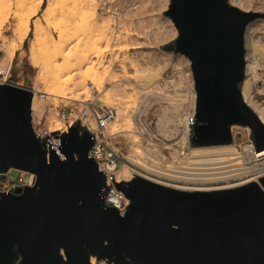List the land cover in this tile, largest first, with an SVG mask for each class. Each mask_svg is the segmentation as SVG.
<instances>
[{
    "label": "water",
    "instance_id": "95a60500",
    "mask_svg": "<svg viewBox=\"0 0 264 264\" xmlns=\"http://www.w3.org/2000/svg\"><path fill=\"white\" fill-rule=\"evenodd\" d=\"M178 35L166 49L191 60L197 93L194 146L230 144L232 126L264 123L244 100L245 30L258 14L229 0H171ZM33 91L0 84V172L33 171L38 186L0 190V264H264V188L257 182L186 190L141 176L118 182L131 199L124 215L103 207L105 177L88 152L92 135L75 122L60 159L36 139ZM264 184V177H262ZM63 251V253H62Z\"/></svg>",
    "mask_w": 264,
    "mask_h": 264
},
{
    "label": "bare ground",
    "instance_id": "6f19581e",
    "mask_svg": "<svg viewBox=\"0 0 264 264\" xmlns=\"http://www.w3.org/2000/svg\"><path fill=\"white\" fill-rule=\"evenodd\" d=\"M47 1L44 19L54 17L56 9L62 6L60 10L61 24L56 26L59 28V34L54 36L39 23H34V35L30 42L29 52L36 72L31 83H24L21 81L23 79H16L23 73L20 63H18V67H13L17 42H23L29 34L30 16L26 17L27 20L25 17H20L19 19L22 21L17 32L13 36H8L7 39H2V29L6 20H0V51L4 52V55L0 57V65L3 69L8 68V66L11 67L6 78L19 84H28L35 90L43 91L47 96L46 99H42L37 92L33 96L32 116L35 121L46 117L47 125L52 129L59 128L64 120L59 116L58 109L51 100L66 98L76 106H80L90 98L91 90L97 87L104 92L99 100L107 104L113 103L117 110L116 117L108 125V130L125 139L126 155L132 162L157 174V176L151 175L129 162H124L117 170L119 179L129 181L136 176H141L164 185L186 190L226 189L251 182H257L264 188L262 182V177H264V147L258 149L252 139L243 141L241 147H238L234 142L187 147L190 134L187 123L194 120L192 115L195 113L197 96L192 77H190L188 87L192 102V114L190 116H187V101L180 96L181 93L175 87L174 89L168 87L169 89L161 90L160 82H157L151 90H143L142 95L145 104L143 103L142 106L139 104L140 109L138 107L133 109L132 104L128 103L130 100L124 98L127 95L128 87L122 80L135 77L137 81H150L155 73L151 71L147 74L141 72L139 74L125 73L120 77L112 71L109 73L111 75L108 76V79L117 82L119 86L117 89L111 90L105 85L107 80L105 70L108 64H105L104 58L106 55H112L115 52L105 53L110 48L108 44L102 43L107 36L108 28L104 20L95 15L94 0H71L75 2L73 4L74 9L63 7V4L65 6L66 2H69L67 0ZM250 1L229 0L231 4L245 11L264 14V0H252V3ZM43 2L45 0H25L21 4L22 6L25 4L32 5L33 11L36 12L43 5ZM0 3L11 4L12 2L11 0H0ZM164 17L168 21V24L166 23L167 35L174 38L178 34V28L169 15H164ZM73 21L80 22L76 29L69 26L70 23L68 22ZM140 21L142 22L143 19ZM135 34L136 32L128 30L125 36L136 38ZM142 38L144 37L142 36ZM139 40L113 48V51L116 49L118 53H121L124 52L123 50L134 51L142 48H154L153 45ZM245 47L250 59L255 58L264 62V16H257L248 23L245 30ZM164 52L183 57L187 63H190V58L183 53H174L168 50H164ZM169 57L166 59L168 60ZM126 60L124 58L120 60L121 66H125ZM170 61L168 60V62ZM116 62L119 61L116 60ZM173 65L180 67L183 63L180 59V61L173 62ZM131 66L134 68L132 63ZM69 71H71V75L68 77L65 73ZM15 75L17 77H14ZM180 78L179 81H181ZM252 89L253 84L249 80H244V95L250 104H253L250 98ZM169 90L173 91L174 96ZM155 103H159V106L152 110ZM152 111L158 118L156 125L151 120ZM236 127L241 126L236 125ZM244 128L250 129L249 126ZM163 147L171 149V162L168 159V154L162 152ZM2 173L0 172V181H2ZM20 262L21 256L16 263ZM91 262L92 264H115L114 262H99L96 254L91 255Z\"/></svg>",
    "mask_w": 264,
    "mask_h": 264
},
{
    "label": "rangeland",
    "instance_id": "374dc122",
    "mask_svg": "<svg viewBox=\"0 0 264 264\" xmlns=\"http://www.w3.org/2000/svg\"><path fill=\"white\" fill-rule=\"evenodd\" d=\"M25 0H11V4H1L0 3V20L5 19L6 21L4 22V26H3V32H2V39H7L8 36H13L17 30L18 27L20 25V22L22 20H20V17H26L29 15L30 16V31L28 36L24 39L23 42H17V51H16V55H15V60L13 62V67H18L20 63V67H22V71L23 73L20 74L19 78L15 75L14 77H17L16 79L24 81V83H31V81L33 80L34 76H35V65L33 63V59L30 56V52H29V46H30V42L33 39V27H34V23H39L43 28L46 29V31L51 32L52 35L57 36L59 34V28H56V26H58L59 24H61V18L62 15L61 13V7H58V9H56V13L55 16L50 18V19H44V9L47 6V0H45V2H43V5H41L38 10L36 12H34V7L32 5H28L25 4L24 6H22V2ZM69 2H66V5L63 7L65 8H73V4L75 2L71 1V0H67ZM250 1V0H249ZM255 1V0H254ZM263 1V0H262ZM252 3V0L250 1ZM231 3V2H230ZM171 4V0H143V4L141 9H139V12L134 13L131 18H135L138 17L139 18V23L138 24H133L131 23L130 26H128L127 28L124 29V31H135L136 34L134 36H137L136 38H139V41H145L144 43L146 44H150L153 45L154 48H142L139 50H134V51H125L118 53V50H114L113 48H116L118 46H122L126 43H130L133 41H138L136 38H129L128 36L122 35L119 37L118 41L116 43L113 42L112 40V36L111 33L113 31L111 24H112V20L109 16H105V15H101L98 13L97 11V0H94V13L97 16V18H101L104 20V23L106 24L107 28H108V32H107V36L106 38L103 40L102 43L108 44L109 45V49L107 51H105V53H113L112 55H106L105 59V64L108 66L106 67L105 70V76L107 77L106 83L105 85L107 87H109L111 90L117 89L119 84L117 82H114L111 79H108V76H110L112 71L114 73H116L117 75H119L121 77L122 74H127V73H142V74H147L150 71L154 74V77L149 81V80H139L137 81V78H131L129 80H122L125 82V85L127 88V95L124 96L125 99H129L130 101L128 102L130 105L132 104V108L137 109L136 107H138V109H140V106H142V104L145 102L144 100V96L142 95V91L143 90H151L153 88V86H155L157 84V82H160L161 90H166L169 88L177 89L182 97H184V99L187 101L186 105V112H190V110L192 109V102H191V96H190V89L188 88L187 90H185V77H184V70H191L192 75L190 77L193 78L194 80V75H193V71H192V67H191V60L190 63L180 56H174L173 55H169L167 53L164 52V50H168L166 49V45L168 43H170L174 38L177 37V35L172 38L169 37L168 32H166V26H167V20L164 17V15H168L167 14V10L169 9ZM71 10V9H70ZM257 13V12H256ZM257 16H264V14L262 13H257ZM160 16V18H159ZM155 17V18H153ZM143 21L141 22L140 20ZM27 20V19H26ZM70 23L69 26H72L73 29H76V26L80 24L79 21H73V22H68ZM167 23V24H166ZM165 25V26H164ZM161 32V33H160ZM164 33V37L162 36V34ZM159 34V35H158ZM142 35L144 38H142ZM167 37H166V36ZM140 36V37H139ZM80 37V36H79ZM78 37V39H79ZM167 38V39H166ZM101 43V44H102ZM65 49H67V47H65ZM122 51V50H120ZM168 51H172V50H168ZM174 53H181V52H175L172 51ZM184 54V53H183ZM4 55L3 51H0V57H2ZM171 56V57H169ZM122 57V58H121ZM166 57H169L168 60L170 62H168V60L166 59ZM188 57V56H187ZM117 58V59H116ZM127 59V63L125 64V66H121L120 60L122 59ZM179 58V60H178ZM181 59V63H183V65H180V67H176L173 65V62L180 61ZM116 60H118L119 62H116ZM150 61V62H149ZM186 61V62H185ZM120 65H118V64ZM134 65V68L131 66ZM150 63V64H149ZM167 63V64H166ZM164 64H166L165 66H163ZM176 67V68H175ZM0 68L3 69V67L0 65ZM171 69L174 70V75L171 76ZM189 70V71H190ZM148 71V72H147ZM71 71L66 72V76H70ZM145 72V73H144ZM173 72V71H172ZM181 76V78H180ZM146 78V76H145ZM179 78L181 79V81H179ZM190 80V79H189ZM155 81V82H154ZM179 81V83H178ZM147 82V83H146ZM121 83V82H120ZM171 84V85H170ZM194 86H195V80H194ZM131 87V88H130ZM167 87V88H166ZM169 87V88H168ZM160 88V87H159ZM145 90V91H146ZM170 93H173L172 90H169ZM168 91V93H169ZM103 91L99 90V88L94 87L91 90V95L90 98L87 101H84L82 103V105L80 106H76L75 104H73V102H71L70 100L63 98V99H57V100H51V102L54 103V105H56V108L59 110V107L62 106H70L72 111H71V121H75L79 119V108L82 107L85 103H87L90 100H95L98 99L100 97L103 96ZM197 94V93H196ZM174 96V93L172 94ZM47 96L44 98L46 99ZM143 98V99H142ZM197 99V96H196ZM144 100V101H143ZM142 102V103H140ZM167 103V102H165ZM110 104V103H109ZM145 104V103H144ZM196 104V103H195ZM111 105L114 106L113 103H111ZM135 106V107H134ZM159 106V103H155L154 107L152 110L156 109ZM157 116L153 113V111L151 112V120H153V124L156 125L157 122ZM46 124H47V120H46ZM64 124V123H63ZM60 124V125H63ZM236 125H239L241 127H236ZM245 126L240 125V124H235L232 126V130H233V141L238 147H241V143L243 141L252 139V132H251V128L249 130L244 128ZM193 132V128L191 130ZM192 136V135H190ZM123 141L125 142V139L122 137ZM126 144V143H125ZM191 145H193L192 141H191ZM191 145H188L187 147L189 148ZM170 148L168 149V147H163L162 148V152L168 154V159L171 162V155H170ZM169 151V153H168ZM2 181H0V190H5L7 189L10 184L9 181L7 180V176H5V173H2ZM97 256V255H96ZM98 257V256H97ZM99 262H103L106 261L107 263H113L114 261H110L108 258H99ZM22 260V257H21ZM115 263V262H114ZM16 264H20V263H16ZM116 264V263H115Z\"/></svg>",
    "mask_w": 264,
    "mask_h": 264
},
{
    "label": "built area",
    "instance_id": "2783aa9c",
    "mask_svg": "<svg viewBox=\"0 0 264 264\" xmlns=\"http://www.w3.org/2000/svg\"><path fill=\"white\" fill-rule=\"evenodd\" d=\"M142 4L143 0H97L98 13L109 16L112 20L111 27L113 31L111 36L114 43L118 41L120 36L126 34L124 29L130 26L131 23H139L138 17L132 19L131 16L134 13L139 12ZM10 70V66L5 69L0 68V84L13 81L6 78V74H8ZM189 70H184L185 90H187L190 85L189 79L192 72ZM172 75H174V70L171 69V76ZM244 80H249L250 83L253 84L252 93L250 95L253 104L246 101L243 81L240 86L244 100L253 108L260 120L264 123V62L256 60L255 58L250 59L247 55V49L245 55ZM20 85L28 86V84ZM28 87L33 91V94L37 92L40 98L44 99L46 97V94L43 91L35 90L31 86ZM71 111L72 109L70 106L59 107L58 114L64 120V124L60 125L57 129H52L46 124V117H43L39 121H35L32 116L33 130L36 139L47 150V154L45 156L46 159L48 162L50 161L53 151L60 159L64 158V154L61 149L63 137L69 133L70 127L75 122H79L81 127L90 132L92 135L93 144L88 154L97 162L101 173L105 177L103 207H115L121 215H124L130 207L131 199L117 186L118 182H128L118 178V168L121 167L124 162H129L133 166L144 170L151 175L157 176V174L132 162L126 155L127 149L122 137L117 133H112L108 130L109 123L116 117L117 114L115 106L107 104L102 100H99V98L90 100L79 108V119L73 122L70 120L72 114ZM191 111L192 109L187 113V116L192 114ZM195 113L192 115L193 118L195 117ZM193 124L194 120L187 123L190 130L187 146L191 145L190 135H193V132L191 131ZM252 141L255 144L253 136ZM5 176L8 177L7 180L9 181L10 186L4 191H13L18 186H22L23 188L27 186H38V176L33 171L10 168L5 173Z\"/></svg>",
    "mask_w": 264,
    "mask_h": 264
}]
</instances>
